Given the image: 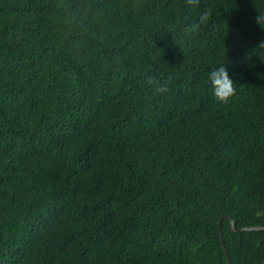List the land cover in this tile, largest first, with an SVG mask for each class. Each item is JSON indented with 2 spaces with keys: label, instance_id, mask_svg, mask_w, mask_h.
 Masks as SVG:
<instances>
[{
  "label": "trees",
  "instance_id": "obj_1",
  "mask_svg": "<svg viewBox=\"0 0 264 264\" xmlns=\"http://www.w3.org/2000/svg\"><path fill=\"white\" fill-rule=\"evenodd\" d=\"M184 4L0 0V264H264V0Z\"/></svg>",
  "mask_w": 264,
  "mask_h": 264
},
{
  "label": "clouds",
  "instance_id": "obj_2",
  "mask_svg": "<svg viewBox=\"0 0 264 264\" xmlns=\"http://www.w3.org/2000/svg\"><path fill=\"white\" fill-rule=\"evenodd\" d=\"M184 6L189 9L199 8L198 19L187 29L191 32L197 31L201 25L207 23L212 15L210 9L200 8L199 0H185ZM257 10L258 14L255 16V23L261 29H264V10ZM251 52L253 55L257 56L261 62H264V39H261ZM225 65L226 64H218L216 67L211 68L206 77L207 85L212 95L221 103L227 102L235 93L234 82L230 78L228 68ZM146 83L153 88L155 93L166 94L169 90L170 79H158L149 76L146 79Z\"/></svg>",
  "mask_w": 264,
  "mask_h": 264
},
{
  "label": "water",
  "instance_id": "obj_3",
  "mask_svg": "<svg viewBox=\"0 0 264 264\" xmlns=\"http://www.w3.org/2000/svg\"><path fill=\"white\" fill-rule=\"evenodd\" d=\"M263 228H260V227H257V228H250V229H244V230H240L241 231H245V230H262ZM230 230L231 231H236L233 227V224L232 222H230ZM217 231H218V237H219V240H220V245H221V248L223 250V253H224V256H225V259H226V263L229 264V261H228V258H227V253H226V250H225V246H224V242H223V239H222V233H221V223L220 221L218 222L217 224Z\"/></svg>",
  "mask_w": 264,
  "mask_h": 264
}]
</instances>
